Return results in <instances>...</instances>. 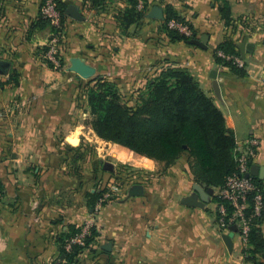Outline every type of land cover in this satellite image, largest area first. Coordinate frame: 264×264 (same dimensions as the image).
Masks as SVG:
<instances>
[{
	"label": "crops",
	"instance_id": "0c3cea01",
	"mask_svg": "<svg viewBox=\"0 0 264 264\" xmlns=\"http://www.w3.org/2000/svg\"><path fill=\"white\" fill-rule=\"evenodd\" d=\"M42 1L0 0V264H66L62 237L90 220L99 235L74 264H253L239 231L219 224L217 188L194 180L188 154L170 167L137 154L136 185L116 201L91 200L106 161L96 154L109 142L91 125L84 87L103 77L125 100L138 99L162 69L189 70L237 145L259 140L251 169L264 183V0H146L132 24L119 19L129 0L100 9L62 0L82 19L66 13L61 69L44 56L54 30L37 24ZM168 5L192 26L189 41L163 30ZM229 40L244 75L217 63ZM191 197L202 206L186 205ZM261 229L264 236V222Z\"/></svg>",
	"mask_w": 264,
	"mask_h": 264
},
{
	"label": "trees",
	"instance_id": "16d2710c",
	"mask_svg": "<svg viewBox=\"0 0 264 264\" xmlns=\"http://www.w3.org/2000/svg\"><path fill=\"white\" fill-rule=\"evenodd\" d=\"M105 1L85 0V4L89 9H100ZM139 1L129 0L131 7L120 13L121 22L132 24L141 19L147 6L146 0H142L146 8L139 10ZM43 3L44 0L42 5ZM57 8L62 19L60 31L63 32L67 7L62 0H57ZM222 11L225 14L226 8ZM225 17L227 18L226 15ZM172 20L188 24L192 29V26L168 5L162 28L172 42L189 41L193 38V34L187 36L177 29L170 28L169 22ZM37 24L50 25L54 32L57 31L51 21L41 13ZM219 52L227 56H240V51L233 41H225L219 46L215 54L217 63L229 67L237 74H245L244 68L238 67ZM84 88L87 105L93 117L91 125L103 140L163 163L165 167L174 165L183 155L188 154L194 180L206 188L224 186L227 178L238 171L235 134L227 127L222 111L201 89L189 70L180 67L162 69L148 81L145 91L138 95L134 105L125 102L117 85L103 77L89 81ZM252 164L253 161L251 166ZM253 181L264 197V183L255 177ZM100 192L91 195L94 203L103 196V191ZM216 201L220 199L216 197ZM227 206L231 211V207ZM263 222L264 209L260 216L253 217L249 246L245 249L253 264H264V260H258L259 257L264 259V236L261 229ZM77 233L79 227L70 226L69 233H65L61 239L66 264H74L78 254L83 248H88L93 239L89 237L85 247L74 245L72 250L67 251L66 240Z\"/></svg>",
	"mask_w": 264,
	"mask_h": 264
},
{
	"label": "built area",
	"instance_id": "2783aa9c",
	"mask_svg": "<svg viewBox=\"0 0 264 264\" xmlns=\"http://www.w3.org/2000/svg\"><path fill=\"white\" fill-rule=\"evenodd\" d=\"M138 7L143 10L145 2L140 0ZM41 14L44 18L49 19L52 25L57 28L52 38L48 43V49L44 56L50 61L56 69L63 68L62 66V48L61 41L63 33L61 14L57 8V0H44L41 8ZM169 27L179 30L181 33L191 36L192 29L188 24L170 21ZM219 54L228 60H232L238 67L244 68L245 61L240 56ZM259 140L250 138L241 145L236 147V160L238 163V171L230 175L224 186L217 188V196L220 201H217L219 224L225 229H237L243 239L245 248L249 246V234L253 217L260 216L264 209V197L262 192L256 186L251 175V161L256 153ZM114 190L118 188L113 186ZM252 195V197H251ZM108 196V194H107ZM2 191L0 189V200ZM231 207L229 211L228 206ZM252 210V211H251ZM83 233L80 237L73 238L70 244L66 247L68 250L73 243H83Z\"/></svg>",
	"mask_w": 264,
	"mask_h": 264
},
{
	"label": "rangeland",
	"instance_id": "374dc122",
	"mask_svg": "<svg viewBox=\"0 0 264 264\" xmlns=\"http://www.w3.org/2000/svg\"><path fill=\"white\" fill-rule=\"evenodd\" d=\"M146 6L144 7L145 10ZM63 40V39H62ZM62 42L61 41V48H62ZM63 49V48H62ZM46 58V57H45ZM47 60V59H46ZM48 61V60H47ZM50 64H52L50 61H48ZM62 66L64 67V58H63V51H62ZM53 68L54 65L52 64ZM140 95V94H138ZM125 102L130 103V104H135L137 99H129L125 100ZM89 108V107H88ZM91 149V146H90ZM100 151V150H99ZM98 151V152H99ZM134 153V152H133ZM95 156V151L92 149L91 155ZM97 155V160L102 162L103 158L104 160V165L103 169H101V173H99L97 177V185H101L100 191H103V196L100 197L98 200V206L104 203H110L113 201H116L121 198L122 196L128 193V189L136 185V180L138 176H140V171L141 167H143V164L141 163V160H138L137 153L132 154L131 151L124 149L123 146L119 144H115L112 142H109V145L107 146V149H104L102 153L99 152V156ZM134 155L132 159H128V156ZM90 159V158H88ZM100 159V160H99ZM91 160V159H90ZM102 164V165H103ZM165 166V165H164ZM101 183V184H100ZM113 186H116L118 189L114 190ZM97 187V188H98ZM100 192V193H101ZM97 193V192H96ZM108 194V196H107ZM95 228L96 230V235L93 236V229ZM83 233H85L83 237V243H73L69 250L66 248L67 251L72 250L74 245H80L82 247H85L86 245V240L89 237H92V241L90 242V246L88 248H83L81 253L78 254L77 259L80 258V256L85 252V251H90L93 248V245L96 242V239L99 235L98 229L94 226L93 221H87L84 225L79 227V233L73 235L72 237H69L68 240H66V246L67 247L71 240L76 237H80Z\"/></svg>",
	"mask_w": 264,
	"mask_h": 264
},
{
	"label": "water",
	"instance_id": "95a60500",
	"mask_svg": "<svg viewBox=\"0 0 264 264\" xmlns=\"http://www.w3.org/2000/svg\"><path fill=\"white\" fill-rule=\"evenodd\" d=\"M66 13H67L68 15H70V16L76 18V19H82L81 16H80V13L78 12L77 7H75V6H70V7H68ZM155 15H158V16L160 17V16H161L160 11L156 10ZM204 41H205V39H204ZM248 48H250V47H248ZM260 170H261V176H262L263 173H264V169H260ZM251 175L253 176L252 169H251ZM210 192H211V190H210ZM141 193H142V191H141L140 188H135L134 191H133V193H132V195H140ZM184 203H185L186 205H189V206H202V205H201L202 203H200V205H199V204L195 201V198H194V197H191V198H189V199L184 200ZM225 241H226V243H227L229 246L231 245V243H230V242H231V237H230V236L226 237V238H225Z\"/></svg>",
	"mask_w": 264,
	"mask_h": 264
}]
</instances>
